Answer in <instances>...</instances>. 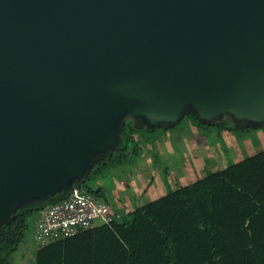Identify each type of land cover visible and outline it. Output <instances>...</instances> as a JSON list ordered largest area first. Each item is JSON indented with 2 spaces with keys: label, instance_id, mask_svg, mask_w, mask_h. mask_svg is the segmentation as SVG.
<instances>
[{
  "label": "water",
  "instance_id": "1",
  "mask_svg": "<svg viewBox=\"0 0 264 264\" xmlns=\"http://www.w3.org/2000/svg\"><path fill=\"white\" fill-rule=\"evenodd\" d=\"M186 115L264 126V0H0V232Z\"/></svg>",
  "mask_w": 264,
  "mask_h": 264
},
{
  "label": "trees",
  "instance_id": "2",
  "mask_svg": "<svg viewBox=\"0 0 264 264\" xmlns=\"http://www.w3.org/2000/svg\"><path fill=\"white\" fill-rule=\"evenodd\" d=\"M187 118L210 139L222 130L246 139L257 129L228 121L201 124L193 115L179 123ZM154 129L126 121L120 148L99 159L80 188L106 200L102 188L93 190L89 183L123 161L139 140L134 133ZM38 210L17 214L0 232V264H16L10 256L28 216ZM34 264H264V148L135 205L126 219L116 217L36 248Z\"/></svg>",
  "mask_w": 264,
  "mask_h": 264
},
{
  "label": "rangeland",
  "instance_id": "3",
  "mask_svg": "<svg viewBox=\"0 0 264 264\" xmlns=\"http://www.w3.org/2000/svg\"><path fill=\"white\" fill-rule=\"evenodd\" d=\"M221 132V136L213 132L215 138L210 139L189 118L172 128L136 132L134 136L139 140L130 147L123 161L110 166L89 185L93 190L101 187L111 203L120 201L133 207L134 203L140 205L159 197L178 184H188L216 167L222 168L264 148V126L252 130L246 139H237L229 131ZM226 148L232 152L227 154ZM142 177L154 180L148 187L149 194H143ZM38 213L41 209L28 216L23 239L10 256L16 264H34L38 247L33 233Z\"/></svg>",
  "mask_w": 264,
  "mask_h": 264
},
{
  "label": "built area",
  "instance_id": "4",
  "mask_svg": "<svg viewBox=\"0 0 264 264\" xmlns=\"http://www.w3.org/2000/svg\"><path fill=\"white\" fill-rule=\"evenodd\" d=\"M116 217L102 197L76 188L66 198L50 202L41 210L34 221L33 239L41 248L98 223H110Z\"/></svg>",
  "mask_w": 264,
  "mask_h": 264
},
{
  "label": "crops",
  "instance_id": "5",
  "mask_svg": "<svg viewBox=\"0 0 264 264\" xmlns=\"http://www.w3.org/2000/svg\"><path fill=\"white\" fill-rule=\"evenodd\" d=\"M221 135H223L222 133H221ZM223 146H225L226 147V145H225V142L223 141ZM227 149H229V148H226L225 149V152L227 153V154H229V153H231L232 151H230L229 152V150H227ZM251 155V154H250ZM247 156H249V155H247ZM247 156H245V157H247ZM245 157H243V158H245ZM242 158V159H243ZM241 160V159H240ZM239 161V160H238ZM228 165V164H227ZM225 167V166H224ZM218 167H216V169H217ZM223 168V167H222ZM205 175V174H204ZM203 175V176H204ZM171 176H169V178H170ZM171 179V178H170ZM142 180H144L143 181V184L145 185L144 186V189H143V194H146L147 192H148V187H151V184L154 182V180H153V178H151V180L149 181V179L148 178H145V177H142ZM157 184L159 185V181L157 182ZM148 194H149V192H148ZM104 195L106 196V201L110 204V206H111V209L113 210V212L116 214V216H117V219H126V217H127V215H128V213L130 212V210L135 206V203L133 204V207L132 206H130V207H128V205H126V204H121L120 203V201H118V203L116 204V203H114V201L111 203V201L108 199V196H107V194L106 193H104ZM161 196V195H160ZM157 198V197H156ZM155 199V198H154ZM151 200H153V199H151ZM148 201H150V200H148ZM147 202V201H146ZM146 202H144V203H146ZM144 203H141V204H144ZM140 204V205H141ZM41 213H38L37 215H36V218L37 217H39V215H40ZM35 218V219H36Z\"/></svg>",
  "mask_w": 264,
  "mask_h": 264
},
{
  "label": "flooded vegetation",
  "instance_id": "6",
  "mask_svg": "<svg viewBox=\"0 0 264 264\" xmlns=\"http://www.w3.org/2000/svg\"><path fill=\"white\" fill-rule=\"evenodd\" d=\"M169 177V176H168Z\"/></svg>",
  "mask_w": 264,
  "mask_h": 264
}]
</instances>
